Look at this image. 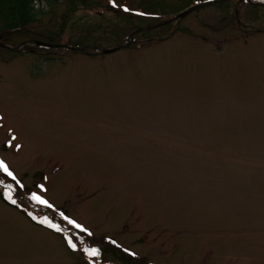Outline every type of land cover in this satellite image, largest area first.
Wrapping results in <instances>:
<instances>
[{
	"label": "rangeland",
	"instance_id": "1",
	"mask_svg": "<svg viewBox=\"0 0 264 264\" xmlns=\"http://www.w3.org/2000/svg\"><path fill=\"white\" fill-rule=\"evenodd\" d=\"M206 1L40 0L0 33V264H264V0L171 20ZM34 40L73 48L7 47Z\"/></svg>",
	"mask_w": 264,
	"mask_h": 264
},
{
	"label": "trees",
	"instance_id": "2",
	"mask_svg": "<svg viewBox=\"0 0 264 264\" xmlns=\"http://www.w3.org/2000/svg\"><path fill=\"white\" fill-rule=\"evenodd\" d=\"M33 1L35 0H0V33L22 29L29 23L37 21L39 13H36L37 11L33 8ZM46 1L52 3L56 0ZM0 178L2 184H10L2 174ZM37 209L43 210L40 207Z\"/></svg>",
	"mask_w": 264,
	"mask_h": 264
},
{
	"label": "water",
	"instance_id": "3",
	"mask_svg": "<svg viewBox=\"0 0 264 264\" xmlns=\"http://www.w3.org/2000/svg\"><path fill=\"white\" fill-rule=\"evenodd\" d=\"M225 1L226 0H212V1H208V2H205V3H201V4H198V5L192 6L189 9L183 11L182 13H180L179 15H177L176 17H174L171 20H180L183 16H185L186 14H188L189 12H191L192 10H195L196 8H198V7L202 6V5H208V4H213V3L225 2ZM145 29H149V27L143 28V29L140 28L137 31H134L133 33L130 34V36H129L130 39H132V37H133V35L135 33L139 32L141 30H145ZM29 43H32L33 45L44 46V47H58V46H62V47H67V48H73V47H70V46H67V45H50L48 43L41 42V41H38V40L27 41V42H24V43H22V44H20L18 46H15V47H11V46H7V47L10 50L17 51V50H20L21 48L25 47V45L26 44H29ZM0 46H1V43H0ZM119 47L120 46H117V47L112 48V49H106V48H100V47H95V48L100 53H112V52L116 51ZM87 48H89V47L79 48V50L85 51V49H87Z\"/></svg>",
	"mask_w": 264,
	"mask_h": 264
},
{
	"label": "snow or ice",
	"instance_id": "4",
	"mask_svg": "<svg viewBox=\"0 0 264 264\" xmlns=\"http://www.w3.org/2000/svg\"><path fill=\"white\" fill-rule=\"evenodd\" d=\"M124 10H125V11H128L127 8H125ZM13 139H15V137H13ZM0 169H3V171H5L8 175H11V173L8 172L7 167L4 166L2 162H0ZM33 198H34V199H39L38 197H33ZM13 203H15V201H13ZM41 203H44V201H41ZM69 246L72 247V248H75V245L72 244L71 241H69ZM88 255H89V256H95V255H97V252H96L95 250H93V251H91V252H88Z\"/></svg>",
	"mask_w": 264,
	"mask_h": 264
},
{
	"label": "built area",
	"instance_id": "5",
	"mask_svg": "<svg viewBox=\"0 0 264 264\" xmlns=\"http://www.w3.org/2000/svg\"><path fill=\"white\" fill-rule=\"evenodd\" d=\"M39 1H40V0H39ZM39 1H37V0L33 1V4H35L34 7H35V6H38V4H40Z\"/></svg>",
	"mask_w": 264,
	"mask_h": 264
}]
</instances>
